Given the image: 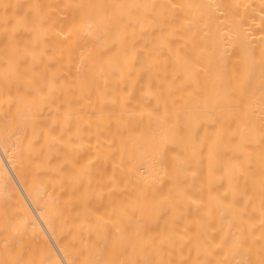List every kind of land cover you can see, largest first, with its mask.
Segmentation results:
<instances>
[{"label":"bare ground","instance_id":"obj_1","mask_svg":"<svg viewBox=\"0 0 264 264\" xmlns=\"http://www.w3.org/2000/svg\"><path fill=\"white\" fill-rule=\"evenodd\" d=\"M0 264H264V0H0Z\"/></svg>","mask_w":264,"mask_h":264}]
</instances>
